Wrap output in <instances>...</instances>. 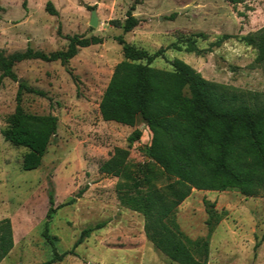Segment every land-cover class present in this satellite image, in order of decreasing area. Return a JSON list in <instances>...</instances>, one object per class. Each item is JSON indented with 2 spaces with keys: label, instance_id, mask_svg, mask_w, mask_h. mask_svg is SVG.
Instances as JSON below:
<instances>
[{
  "label": "rangeland",
  "instance_id": "obj_1",
  "mask_svg": "<svg viewBox=\"0 0 264 264\" xmlns=\"http://www.w3.org/2000/svg\"><path fill=\"white\" fill-rule=\"evenodd\" d=\"M48 2L57 16L46 12ZM132 5L140 24L123 33L112 21L123 22ZM93 10L96 27L89 25ZM263 27L264 0L236 5L225 0H0V52L5 56L27 47L45 54L63 51L66 38L75 35L103 40L80 49L66 66L59 61L16 63V80L0 81V131L9 125L22 82L43 94L22 91L24 112L57 118L56 134L34 170L21 167L28 150L0 134V221L10 220L13 237V248L0 264H40L54 251L70 250L51 264H176L147 240L143 216L119 204L118 178L99 170L117 149L126 150L132 164L147 161L143 151L151 140L146 125L104 122L99 114L114 67L125 60L115 38L150 54L163 49L150 64L153 68L170 71V62L179 59L210 82L264 93L256 51L238 41ZM225 35L233 38L209 49ZM190 42L199 55L188 51ZM134 130L141 137L130 143ZM49 191L54 211L47 217ZM204 202L220 217L209 236ZM175 221L189 239L207 238V264H264V195L192 190L178 206Z\"/></svg>",
  "mask_w": 264,
  "mask_h": 264
},
{
  "label": "trees",
  "instance_id": "obj_2",
  "mask_svg": "<svg viewBox=\"0 0 264 264\" xmlns=\"http://www.w3.org/2000/svg\"><path fill=\"white\" fill-rule=\"evenodd\" d=\"M225 1L236 5L248 0ZM45 10L51 16L58 15L50 2ZM134 10L132 5L124 21H112L113 26L121 28L123 33L139 26L140 21L132 14ZM230 38L233 37L223 36L211 43L209 49L220 47L223 40ZM66 39L65 50L50 54L30 47L7 56L0 52V81L5 77L16 80L13 71L16 63L59 61L66 66L80 49L103 43L95 36L75 35ZM115 41L121 46L125 60L114 67L99 103V114L104 122L127 127H135L140 122L151 132V140L143 151L147 161L132 164L128 152L117 149L99 170L118 178L119 204L143 216L145 236L156 250L176 264H207V238L186 237L175 221V213L192 190L235 191L244 197L264 195V93L243 92L210 82L179 59L170 62V71L153 68L150 64L163 54V49L150 54L120 36ZM238 41L256 51V63L264 71V27ZM188 49L197 55L201 53L193 42ZM22 91L43 95L20 83L14 113L0 134L12 146L28 150L21 167L23 171H30L40 166L50 138L56 134L57 118L25 113L21 106ZM140 137L141 132L134 130L128 140L133 143ZM48 200L47 217L54 211L52 191L48 193ZM204 204L209 236L220 217L212 205ZM80 241L81 238L73 248ZM12 248L11 223L3 219L0 221V263ZM70 253L72 250L62 254L54 251L49 261L40 264L61 261Z\"/></svg>",
  "mask_w": 264,
  "mask_h": 264
},
{
  "label": "water",
  "instance_id": "obj_3",
  "mask_svg": "<svg viewBox=\"0 0 264 264\" xmlns=\"http://www.w3.org/2000/svg\"><path fill=\"white\" fill-rule=\"evenodd\" d=\"M98 24V20H97V17H96V12L93 10L91 12V18H90V22H89V25L91 27H96Z\"/></svg>",
  "mask_w": 264,
  "mask_h": 264
}]
</instances>
